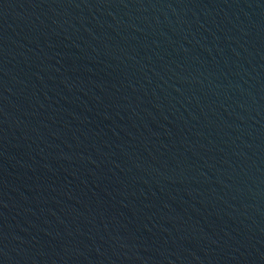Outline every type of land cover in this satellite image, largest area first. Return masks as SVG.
Wrapping results in <instances>:
<instances>
[{
    "label": "water",
    "instance_id": "1",
    "mask_svg": "<svg viewBox=\"0 0 264 264\" xmlns=\"http://www.w3.org/2000/svg\"><path fill=\"white\" fill-rule=\"evenodd\" d=\"M0 264H264V0H0Z\"/></svg>",
    "mask_w": 264,
    "mask_h": 264
}]
</instances>
